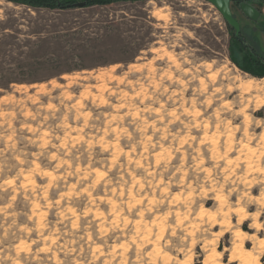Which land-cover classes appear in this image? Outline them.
Wrapping results in <instances>:
<instances>
[{"label":"rangeland","instance_id":"obj_1","mask_svg":"<svg viewBox=\"0 0 264 264\" xmlns=\"http://www.w3.org/2000/svg\"><path fill=\"white\" fill-rule=\"evenodd\" d=\"M259 1L0 0V264H264Z\"/></svg>","mask_w":264,"mask_h":264},{"label":"water","instance_id":"obj_2","mask_svg":"<svg viewBox=\"0 0 264 264\" xmlns=\"http://www.w3.org/2000/svg\"><path fill=\"white\" fill-rule=\"evenodd\" d=\"M112 1L119 2V1H139V0H112ZM205 1L214 4L219 9V11L223 15L227 23L235 30V35L238 38H242L240 35L241 33L240 22L234 16L231 8V4L233 0H205ZM85 4H86L85 2H82V3H78L77 5L81 7V6H85ZM240 9L248 18L252 20H256L260 16L259 10L251 3L248 2L241 3Z\"/></svg>","mask_w":264,"mask_h":264},{"label":"bare ground","instance_id":"obj_3","mask_svg":"<svg viewBox=\"0 0 264 264\" xmlns=\"http://www.w3.org/2000/svg\"><path fill=\"white\" fill-rule=\"evenodd\" d=\"M155 15H157L155 13ZM169 58L171 60H174L173 55H169ZM176 62V60H174ZM239 82V86L245 90H264V78L261 79H256V78H250V79H243V78H239L238 79ZM249 149V148H248ZM237 237H240L242 234H247L246 231H244L243 229H240L239 231H237L236 233ZM233 257H235L236 259L239 260H246L247 256L250 255V250L248 248H244L243 245L241 246V248H235L234 252H233ZM215 257H217L219 260H216ZM221 257V253L219 250H215L214 255H213V259L212 261L209 262V264H226L224 261H222L220 259ZM255 264H263L260 260H256Z\"/></svg>","mask_w":264,"mask_h":264},{"label":"trees","instance_id":"obj_4","mask_svg":"<svg viewBox=\"0 0 264 264\" xmlns=\"http://www.w3.org/2000/svg\"><path fill=\"white\" fill-rule=\"evenodd\" d=\"M8 1H12L14 3H22V4H26V5H30V6H37V5H43V6H54V7H61V8H74L76 3L79 2V0H8ZM85 1V0H84ZM233 1H237V0H233ZM241 2L240 3H243V2H248L250 3L249 1L251 0H240ZM252 1H259V0H252ZM114 1L112 0H86V3H87V6H91V5H95V4H101V5H105V4H109V3H112ZM260 2V1H259ZM237 37V36H236ZM242 37V36H241ZM239 41L243 42V44L247 47V48H252L251 50L252 53H254V48L252 46H250L248 43L245 42V39L242 37V38H238ZM251 53V54H252ZM255 54V53H254ZM253 54V55H254ZM246 57L250 60V59H253L250 54L249 55H246ZM246 71H248L249 69H245ZM8 85L6 84H2L0 86V88H4L6 89Z\"/></svg>","mask_w":264,"mask_h":264}]
</instances>
